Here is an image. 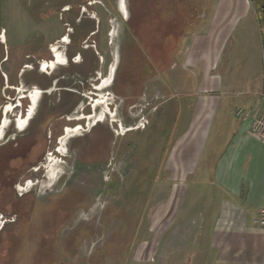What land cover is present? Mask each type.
I'll return each mask as SVG.
<instances>
[{
  "label": "rangeland",
  "instance_id": "1",
  "mask_svg": "<svg viewBox=\"0 0 264 264\" xmlns=\"http://www.w3.org/2000/svg\"><path fill=\"white\" fill-rule=\"evenodd\" d=\"M75 1L0 0V32L4 34V40L0 38V123L5 106L20 100L6 112L9 121L0 139V264H162L153 258L146 263L132 259L136 242L150 235V231L138 228L146 230L151 223L155 192L168 190L165 174L155 177L159 165L169 162L173 168L177 162L183 174L195 146H173L184 143L183 134L174 137L168 120L155 123L154 119L163 106L166 113L173 111L174 99L161 104L171 92L196 91L202 85L193 82L189 88L182 84L184 69L179 64L156 73L145 82L141 94L140 101H150V105L136 110L140 117L134 124L125 112H120L115 95L129 91L126 73L139 63L138 56L133 51L124 68L126 55L116 56V48L120 41L131 46L128 37L131 30H136V20L141 14L157 10L162 0H130L132 18L126 23L117 11V0H95L90 6L80 0L82 5H75ZM121 9L125 11L124 4ZM93 21L99 25L95 38L101 53L98 63H102L101 56H108L103 54L107 47L112 51L107 69L103 65L96 68L103 78L114 71L110 86L103 90L110 98L106 106H93L90 98L75 103V93L66 90L77 88L75 73L58 67L47 76L36 63L47 42L73 31L69 38L75 44V31L90 29ZM189 42L190 37L179 43L181 53ZM258 42L259 55L264 56L263 31ZM29 61L32 68L25 67ZM240 66L243 68V63ZM60 74L64 75L63 81H58L51 94L40 96L20 130L15 119L20 114L25 116L30 106L27 97L18 99L20 89H44L51 76ZM198 109L193 102L187 113ZM82 115L89 118L76 119ZM68 116L75 120H68ZM87 120L89 124L96 122L89 131ZM76 123L82 135L67 137V144L60 147L57 142L64 127ZM139 123L138 129L122 133ZM202 127L195 128L191 144L198 141ZM218 131L217 124L211 130L213 138ZM48 153L52 154L51 161H47ZM28 180L33 184L25 191ZM170 254L165 264H173Z\"/></svg>",
  "mask_w": 264,
  "mask_h": 264
},
{
  "label": "crops",
  "instance_id": "2",
  "mask_svg": "<svg viewBox=\"0 0 264 264\" xmlns=\"http://www.w3.org/2000/svg\"><path fill=\"white\" fill-rule=\"evenodd\" d=\"M260 20L258 0L190 1L189 20L171 63L184 69L182 84L202 87L171 92L161 104L174 99L173 111L167 114L163 106L154 120H168L174 137L183 134L184 143L173 146L195 148L183 174L177 162L173 168L160 164L155 172V177L165 174L168 190L155 192L151 223L146 230L138 228L150 235L136 242L135 262L153 258L165 264L171 252L173 264H264V225L254 221L264 209V138L251 130L255 117L264 115ZM188 37L181 53L179 43ZM240 63L243 68L237 67ZM193 102L199 109L188 115ZM129 116L139 122V113ZM198 125L203 132L191 144Z\"/></svg>",
  "mask_w": 264,
  "mask_h": 264
},
{
  "label": "flooded vegetation",
  "instance_id": "3",
  "mask_svg": "<svg viewBox=\"0 0 264 264\" xmlns=\"http://www.w3.org/2000/svg\"><path fill=\"white\" fill-rule=\"evenodd\" d=\"M80 1L83 3L87 2V4L89 6L94 5V3L96 2L95 0H93V1H91V0H80ZM74 3H75V5H78V6L82 5V4H80L79 0L75 1ZM116 4H118L117 11H118V13H120L122 21L124 23L128 22L132 18V12H131V8H130V0H117ZM122 4L125 5V11H123L121 9ZM68 8H69V6L66 7L65 9H68ZM149 13H151V11H149L147 14H149ZM141 15H140V17H141ZM140 17L138 18V20H136V23L141 19ZM89 18H92V17L89 16ZM97 22H99V20ZM92 23H93L92 27L86 31H82V32L75 31V44H73L72 39L69 38L70 37L69 34L73 33V31L61 33L59 36L53 38L51 42H47L46 46L44 47V49L42 51L41 57L36 60L38 67L39 66L41 67L40 64H41L42 60L49 61V62L52 60L56 61V57H55V50L56 49L58 51H60L65 56L64 63H60V64L56 63L55 69H57L58 67H67L71 71L72 75L75 73V86H77V88L75 87V91L71 90V89H66L67 91L75 93V103L77 101L85 102V101H87L88 98H90L89 99L90 101L95 100L96 98H98L99 95H104V97L108 98L107 95L103 92V90L105 88H107L108 86H110V84H111L110 81L113 80V76H114V71H113L112 76L109 73L108 76L106 77V78H108V77L110 78V80H108V85H106L102 89H98V86H99L101 80L105 79V78L102 77V72L97 74L96 68H97V66H99V68H100L103 65L107 69V67H106V66H108L107 63H108L109 59L112 58V51H111V49H108V47H107V49H106L107 52H104L103 54H105V56H107V55L108 56L107 57L101 56V62L102 63H98L100 60L99 56L101 55V53L96 48V39L95 38H96V34L98 32L99 25H95V21H93ZM81 34H82V37L80 38ZM65 35L68 37L67 42L64 41V39H63ZM122 38H127V36H125V37L122 36ZM128 38H129L128 44H130L131 46L124 45L125 41H120V45L116 48V56L117 55L121 56L123 54L126 55V62L124 63V65H125L124 68H126L128 62L132 58L131 55L133 54V51H134V54H136L138 56L136 58L139 61V63L130 72L126 73V76L128 78L125 81L126 82L125 84L128 86L129 91L127 93H121L120 95H119V93H117L115 95V98L119 99L117 102L120 104V112H125L126 118L129 120H132L133 118L131 116H129V113L135 114V113H137L136 110L140 109L142 111L143 110L142 108H147V106L150 105V101H146L144 103L142 101H140V100H142L141 94H143L142 89L145 86V82H147L148 80L153 78V76H155L156 73H159L156 69V65L154 64V61L158 60L159 56L156 53V51H157L156 48H154V47L145 48V47L141 46V43H142L141 38L142 37H141L140 32H138L136 30H131ZM53 46L55 48H53ZM101 50H104V49H101ZM30 57H31V55L28 54L27 58H30ZM104 58H105V64L103 63ZM118 59H120V58H118ZM30 63L31 62L29 61V63H27L25 65V67L32 68V65ZM71 67H72V69H71ZM73 67H75V70L73 69ZM116 67H117V64H115L114 68H116ZM172 68H173V65H172V63H170L168 65V67L166 68V70L169 71ZM55 69L52 72L50 70L48 72H42L40 70V72H42L43 74L48 76V75H51L52 73H54ZM63 79H64L63 74L51 76L49 83H48V86L44 89H41L42 94L40 96L51 94V92L55 89V85L58 83V81H63ZM98 80L100 81L99 83H98ZM97 83H98V85L96 86ZM31 88H28V89H31ZM28 89H24L23 90L24 93L21 92L18 99L23 98V97H27L29 99L30 104H31L30 98L28 97ZM51 89H52V91H51ZM20 91H21V89H20ZM99 93H101V94H99ZM22 94H23V96H22ZM92 95H94L96 97L94 98ZM39 98H38V100H39ZM108 100L110 102V98H108ZM19 101L20 100H17V103L15 105L12 104V106L13 107L17 106L19 104ZM90 101H88V103H91ZM129 106H130V108L127 109ZM137 106H138V108H136ZM13 107H11V108H13ZM133 107H135L134 110H132ZM87 113H89V112H87ZM18 116H21V114ZM82 117L89 118V115L88 116L82 115L81 117L76 116V119H80ZM67 119L68 120H75L74 117H69V116L67 117ZM112 119H114V118H111V120ZM101 122H103V121L100 120V123ZM87 123H88V120L86 121V124H85V126L87 127L86 131L91 130L96 125V122L94 124L92 123L93 125L91 124L90 126H88ZM74 125L78 126V123H76ZM74 125H72V126H74ZM76 126H74V127H76ZM119 126H120V124H119ZM65 127H64V129H65ZM63 132H64V130H63ZM79 135H82V133L80 132L77 136H79ZM65 144H66V141H65ZM102 146H106V145H102ZM101 149L102 148L99 149V155H102V153H103V152L101 153ZM55 152L60 154L58 149H56ZM50 154L51 153H48L47 156L49 157ZM47 156H46V158H47ZM52 158L53 157L50 156L49 160L47 158V161H50ZM38 168H39V166L34 170H38ZM26 186H27V183H26ZM24 190L26 191L27 189L24 188Z\"/></svg>",
  "mask_w": 264,
  "mask_h": 264
},
{
  "label": "trees",
  "instance_id": "4",
  "mask_svg": "<svg viewBox=\"0 0 264 264\" xmlns=\"http://www.w3.org/2000/svg\"><path fill=\"white\" fill-rule=\"evenodd\" d=\"M191 0H162L160 7L149 14H142L136 23V31L141 33V46L157 49L158 60L154 61L158 72L166 70L173 60V52L189 20ZM261 24L264 26L261 10Z\"/></svg>",
  "mask_w": 264,
  "mask_h": 264
},
{
  "label": "bare ground",
  "instance_id": "5",
  "mask_svg": "<svg viewBox=\"0 0 264 264\" xmlns=\"http://www.w3.org/2000/svg\"><path fill=\"white\" fill-rule=\"evenodd\" d=\"M1 39L3 40V35H1ZM64 41H66L67 42V40H68V37L65 35L64 36ZM53 48H55L54 46H53ZM55 57H56V61H45V60H43L42 62H41V67H40V70L42 71V72H48L49 70L52 72L54 69H55V67H56V63H64V61H65V56L60 52V51H58L57 49L55 50ZM108 80H109V77L108 78H105V79H102L101 80V82H100V84H99V86H98V89H102L103 87H105L106 85H108ZM98 82V83H99ZM24 89L23 88H21V92L22 93H24V91H23ZM51 91H52V89H51ZM42 94V90L40 89V88H37V87H35L34 89H30V90H28V97L30 98V101H31V104H30V107H29V109H28V111H27V114H26V116L24 117L23 115H21V116H18L17 118H16V125H17V127L20 129V130H23V128L25 127V125H26V123H27V120L31 117V115L33 114V110H34V107H35V105H36V103H37V101H38V98L40 97V95ZM99 94H101V93H99ZM22 96H23V94H22ZM91 102H93V106H96V105H98V104H102V105H104V106H106L107 104H108V102H109V100H108V98H106V97H104V95H99L98 96V98H96L94 101L93 100H91ZM11 107H13L12 105H6L5 106V113H4V117H3V119L1 120V123H0V139L1 138H3V134H4V131H5V127H6V125H8L7 123H8V121H9V119L6 117V112L8 111V109H10ZM92 124V123H91ZM91 124H89V122L87 123V125L89 126V125H91ZM94 124V123H93ZM92 124V125H93ZM74 126H76V125H74ZM74 126H66L65 127V129H64V132L62 133V135L59 137V141H58V144H59V146L60 147H62V146H64V143H65V141H66V139H67V137L69 138L70 136L72 137L73 135H78L79 133H80V130H81V126H76V127H74ZM67 144V143H66ZM60 147H59V149H60ZM61 150V149H60ZM51 155V154H50ZM50 157V156H49ZM49 157L47 156V158H48V160H49ZM51 161V160H50ZM33 184V182L32 181H28L27 182V186H25V188L26 187H29L30 185H32ZM47 185V184H46ZM31 187V186H30ZM51 187V186H50ZM46 188V187H45ZM48 189V188H47ZM44 191V190H43Z\"/></svg>",
  "mask_w": 264,
  "mask_h": 264
},
{
  "label": "built area",
  "instance_id": "6",
  "mask_svg": "<svg viewBox=\"0 0 264 264\" xmlns=\"http://www.w3.org/2000/svg\"><path fill=\"white\" fill-rule=\"evenodd\" d=\"M252 133L264 138V115L255 117L251 126ZM257 224L264 225V209L260 210L257 218L254 219Z\"/></svg>",
  "mask_w": 264,
  "mask_h": 264
},
{
  "label": "water",
  "instance_id": "7",
  "mask_svg": "<svg viewBox=\"0 0 264 264\" xmlns=\"http://www.w3.org/2000/svg\"><path fill=\"white\" fill-rule=\"evenodd\" d=\"M261 10H262V14H263V20H264V0L261 1Z\"/></svg>",
  "mask_w": 264,
  "mask_h": 264
}]
</instances>
